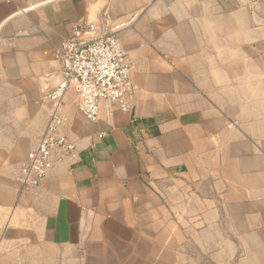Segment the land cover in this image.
<instances>
[{
  "label": "crops",
  "instance_id": "1",
  "mask_svg": "<svg viewBox=\"0 0 264 264\" xmlns=\"http://www.w3.org/2000/svg\"><path fill=\"white\" fill-rule=\"evenodd\" d=\"M83 23L137 92L91 123L66 91L74 151L23 187ZM0 264H264V0H0Z\"/></svg>",
  "mask_w": 264,
  "mask_h": 264
},
{
  "label": "built area",
  "instance_id": "2",
  "mask_svg": "<svg viewBox=\"0 0 264 264\" xmlns=\"http://www.w3.org/2000/svg\"><path fill=\"white\" fill-rule=\"evenodd\" d=\"M116 29L90 37L94 32L92 24H75L68 37L55 46L61 80L47 94L50 106L43 134L16 170V180L21 186L35 188L44 180L54 163L55 151L66 155L74 151V144L61 133L64 119L60 100L66 91L74 92L78 110L91 123L97 121L102 102L130 110L128 101L133 99L137 88L131 80L132 67L121 49Z\"/></svg>",
  "mask_w": 264,
  "mask_h": 264
},
{
  "label": "water",
  "instance_id": "3",
  "mask_svg": "<svg viewBox=\"0 0 264 264\" xmlns=\"http://www.w3.org/2000/svg\"><path fill=\"white\" fill-rule=\"evenodd\" d=\"M88 24H92V25L94 26V32L91 33L89 36H90V37H96V36H99V35H97V34L95 33L96 26H95L93 23H88ZM60 80H61V77H60Z\"/></svg>",
  "mask_w": 264,
  "mask_h": 264
}]
</instances>
